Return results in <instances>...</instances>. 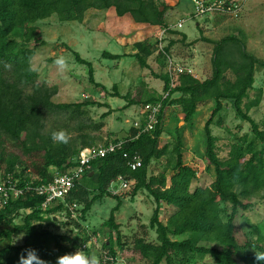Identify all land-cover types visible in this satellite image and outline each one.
I'll list each match as a JSON object with an SVG mask.
<instances>
[{
  "label": "trees",
  "instance_id": "obj_1",
  "mask_svg": "<svg viewBox=\"0 0 264 264\" xmlns=\"http://www.w3.org/2000/svg\"><path fill=\"white\" fill-rule=\"evenodd\" d=\"M92 8H115L119 16L130 13L138 23L169 28L165 17L168 6L159 0H0V175L18 179L21 186L29 182H49L54 177V169L65 171L74 167L82 148L98 143L99 135L88 131L90 125L84 120V106L109 107V104L55 102L53 97L59 91L58 86L41 80L32 66L37 54V43L32 45V42L38 41L35 25L38 21L57 15L61 21L83 22ZM214 44L213 74L204 81L188 72L177 78L169 72L157 74L165 82L166 95H149L146 99L141 96L130 99L131 94L122 95L118 86H114L115 91L109 95L129 100L126 107L137 103H162L155 130L138 135L133 126L129 135L118 138L126 140L122 149L94 160L91 170L84 176L95 179L94 187H88L81 180L65 199L54 200L46 208V197L30 190L0 209V238L24 236L22 244L11 243L0 249L3 264H18L21 253L27 248L37 249L50 264H55L58 256L82 248L90 237L89 230L82 225L88 221L95 203L105 197L117 200L103 224L110 228V237L104 244L108 249L105 256L118 259V248L123 250L125 244L116 213L123 205L124 194H113L111 186L120 176L132 182V200L147 191L157 203L151 227L158 233V242L138 238L135 243V250L148 264H162L163 261L167 264H264L257 260V253L264 254V231L258 233L256 240L245 244H240L235 235L239 210L253 206L244 199L264 197V151L257 145V141L264 144V127L250 114V110L260 103L262 90L258 98L245 102L250 99L256 71L258 67H264V60L250 53L237 36H227ZM135 47L137 52L133 55L140 65L150 68L148 58L154 48L146 41L136 42ZM169 51L170 46L164 53ZM162 54L158 59L165 64L166 56ZM75 56L78 62L88 66L89 81L107 92V87L95 78L93 63L79 52L75 51ZM103 56L109 59L123 57L111 52H104ZM231 73L233 77L229 76ZM175 93L180 96L173 97ZM208 101L214 102V108L204 125L205 158L206 170L212 172L214 178L207 186L192 189L198 171L185 163V143L180 132L172 151L169 144H160L165 131V112L168 107L177 106L184 114L185 122H191L200 106ZM225 101L232 104L241 119L250 122L255 139L249 141L245 137L233 142L228 154L221 156L220 137L213 133L212 125L223 111ZM112 112L110 108L102 117L106 118ZM63 115L68 120H76V125L71 128L66 121L60 124L59 117ZM61 129L71 136L68 144L54 143L51 139V133ZM74 131L76 134L73 135ZM171 152L176 156L175 165L168 167L172 174L169 175L165 168L157 175H150L153 161L169 156ZM136 155L141 157L142 166L133 170L130 161ZM91 172H94L93 176H90ZM163 203L173 210L168 223L161 219ZM80 205L82 207L78 208ZM22 210L29 211L23 223L13 229L1 227ZM64 213L69 218L67 225L73 224L80 231L74 238L43 224L58 223L57 214ZM115 232L117 238H114ZM98 264L108 262L104 259Z\"/></svg>",
  "mask_w": 264,
  "mask_h": 264
},
{
  "label": "rangeland",
  "instance_id": "obj_2",
  "mask_svg": "<svg viewBox=\"0 0 264 264\" xmlns=\"http://www.w3.org/2000/svg\"><path fill=\"white\" fill-rule=\"evenodd\" d=\"M159 1L168 6L165 17L169 28L165 33H163L165 28L161 26L136 22L130 13L119 16L115 8L89 9L83 22L61 21L57 15H53L35 24L38 41L32 42V45L37 43V54L32 60V66L41 80L49 85L58 86L59 91L53 100L58 103L94 101L109 104V107L84 106L86 112L84 120L90 125L88 131L99 135L97 144L129 135L134 122L140 117L142 103L126 107L129 100L109 95L115 91V85L122 95L131 94L130 99L139 96L146 99L149 95L165 96V82L157 74L169 72L171 61L187 70L191 66L194 67L198 75L203 71L205 75L201 78L212 76L214 41L230 35L241 38L250 53L264 60V0H233L241 4V9L237 13L229 8L226 11L203 16H195V7L191 0ZM183 20H185L183 27H179L178 24ZM139 41H146L154 48L153 54L148 58L150 68L142 67L133 55L137 52L135 43ZM169 46L170 51L165 54V49ZM75 51L93 63L95 78L107 87V92L89 81V68L77 61ZM104 52L122 54L123 57L105 58ZM161 53L166 56L165 64L158 59ZM59 56L67 58V68L64 70H60L55 63ZM229 76L233 77L232 73ZM255 76L256 81L254 88L250 90V99H246L245 102L258 98L262 90L261 101L250 110V114L264 127V67H258ZM177 77L178 74L175 75V78ZM179 96L180 93L173 95V97ZM110 108L113 110L111 115L103 118L102 115ZM213 108V101L202 104L191 122H185L184 114L177 106L168 107L165 112V131L160 144L161 146L169 144L172 151L178 131L180 132L185 143V163L196 167L198 171L192 189L197 186H207L214 178L213 173L206 170L208 163L205 158L204 130ZM66 117L60 116L59 123L63 124L66 121L73 128L77 123L76 120H68ZM97 125L101 127L97 128ZM212 131L220 137L221 156L228 154L230 144L233 142L245 137L249 141L255 139L250 122L241 119L228 101L224 102L223 111L215 118ZM257 145L264 151L262 142L257 141ZM175 163L176 156L171 152L169 156L153 161L150 175H157ZM168 174H172L171 168H168ZM82 182L92 188L95 179L84 177ZM120 194H124V202L116 213V218L121 224L122 242L125 248L123 250L118 248V259L128 264H148L135 250V243L138 238H145L147 242H158V233L151 227V219L157 203L147 191L139 193L134 200L131 199L130 187ZM244 201L251 202L253 206L248 210L240 209L235 219V235L240 244L256 240L258 233L264 231V197L254 196ZM116 204L117 200L113 197H105L97 201L89 214L88 221L82 225L89 230L87 231L88 236L90 235L87 243L90 250L88 254L98 263L105 259L108 249L104 248V244L110 237V228L104 227L103 224ZM81 207L82 205L78 206ZM27 212L29 211H20L13 216L11 222L6 220L1 227L13 229L17 224L24 222ZM172 212V207L166 203L162 204L161 219L164 223H168V217ZM56 218L58 223L45 222L44 226L68 234L71 238L79 234L80 231L72 226L73 224L67 225L69 218L65 213L57 214ZM225 219L227 220L228 217L225 216ZM114 238H117L116 232ZM23 242V235L10 239L0 238V249L11 243ZM162 264L167 262L163 261Z\"/></svg>",
  "mask_w": 264,
  "mask_h": 264
},
{
  "label": "built area",
  "instance_id": "obj_3",
  "mask_svg": "<svg viewBox=\"0 0 264 264\" xmlns=\"http://www.w3.org/2000/svg\"><path fill=\"white\" fill-rule=\"evenodd\" d=\"M194 4V14L195 16H203L207 14H213L218 11H226L231 8L234 12H238L241 9V4L233 0H191ZM184 21H181L178 25L183 27ZM165 28L163 33L167 31ZM162 38V37H161ZM170 75L175 78L176 74L181 73H191L189 70L184 68L180 64H174L173 61L170 62L169 66ZM176 73V74H175ZM162 110V103H145L140 110L139 120L134 122V128L138 130V135L142 133H148L155 130L157 124L159 123L160 113ZM126 140L123 139H112L108 140L102 144H96L89 147H84L80 151L76 165L65 171H60L54 169V177L47 183L34 184L29 182L24 186H21L18 179H13L11 177H3L0 175V209L5 208L12 201L19 199L27 191L34 190L38 194L46 197V202L44 203V208L47 207L54 200L65 199L76 185L82 180V178L89 172L92 168V162L98 158L107 156L110 153L116 152L123 148ZM127 157L128 154L125 153ZM130 166L133 170H136L142 166V159L140 156L136 155L133 160L130 161ZM132 182L124 179L120 176L116 182L111 186V192L113 194H120L124 189L131 187ZM78 230V229H77ZM84 248L87 244L83 245ZM111 262H110V261ZM105 261L108 264H128V262L113 259L105 256Z\"/></svg>",
  "mask_w": 264,
  "mask_h": 264
},
{
  "label": "clouds",
  "instance_id": "obj_4",
  "mask_svg": "<svg viewBox=\"0 0 264 264\" xmlns=\"http://www.w3.org/2000/svg\"><path fill=\"white\" fill-rule=\"evenodd\" d=\"M60 70L67 68V58L59 56L55 60ZM51 139L54 143L68 144L71 140L70 134L66 130H56L51 133ZM257 260L264 261V254L257 253ZM0 264L3 261L0 260ZM18 264H50L40 256L37 249L27 248L21 253ZM55 264H98L95 258L90 257L83 248H77L74 252H67L56 258Z\"/></svg>",
  "mask_w": 264,
  "mask_h": 264
},
{
  "label": "crops",
  "instance_id": "obj_5",
  "mask_svg": "<svg viewBox=\"0 0 264 264\" xmlns=\"http://www.w3.org/2000/svg\"><path fill=\"white\" fill-rule=\"evenodd\" d=\"M188 70L191 72V74H193L194 76H196L197 78H199V79H201V80H203V81L211 77V76H209V77H206V78H201V76H204L205 73L202 71V74H201V75H198V74L196 73L195 68L192 67V66H191V68H189ZM85 244H87V243H85ZM83 245H84V244H83ZM82 248H83L87 253H90V250H88V247H87V248L82 247ZM88 255H89V254H88Z\"/></svg>",
  "mask_w": 264,
  "mask_h": 264
},
{
  "label": "water",
  "instance_id": "obj_6",
  "mask_svg": "<svg viewBox=\"0 0 264 264\" xmlns=\"http://www.w3.org/2000/svg\"><path fill=\"white\" fill-rule=\"evenodd\" d=\"M163 9V8H162ZM94 175V172H91L90 176H93Z\"/></svg>",
  "mask_w": 264,
  "mask_h": 264
}]
</instances>
